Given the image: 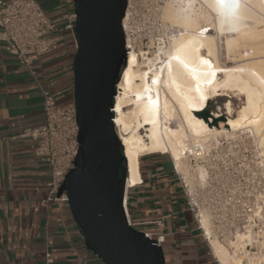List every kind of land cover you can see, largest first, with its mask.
<instances>
[{
	"label": "bare ground",
	"instance_id": "1",
	"mask_svg": "<svg viewBox=\"0 0 264 264\" xmlns=\"http://www.w3.org/2000/svg\"><path fill=\"white\" fill-rule=\"evenodd\" d=\"M210 2L165 0L162 18L167 28L173 29L168 40L154 52L135 47L127 53L113 112L128 188L143 183L141 157L161 153L172 159L193 189L206 178L207 158L209 162L216 150L244 140L257 145L264 178V0H240L238 18L223 25ZM127 24L126 16V30ZM181 46H186L187 62L201 69L202 77L208 68L202 58L216 71L215 77L206 78L211 83L201 80L204 100L196 91V80L175 60L169 76V58ZM232 96L243 100L239 108L234 107ZM220 97L227 98L217 104L207 121L198 116ZM224 115L225 120H220ZM216 119L218 127L213 124ZM261 197L263 201L248 215L250 221L259 218V223L250 222L227 242L210 237L220 264H264V230H257L264 223V194ZM202 225L212 234L205 211ZM254 247L258 250L253 251Z\"/></svg>",
	"mask_w": 264,
	"mask_h": 264
},
{
	"label": "crops",
	"instance_id": "2",
	"mask_svg": "<svg viewBox=\"0 0 264 264\" xmlns=\"http://www.w3.org/2000/svg\"><path fill=\"white\" fill-rule=\"evenodd\" d=\"M38 1L49 16L60 19L64 39L35 63L36 77L0 42V264H48L46 253L52 256L49 264H106L69 205L43 202L50 168L35 155V141L25 135L44 122L42 86L61 105L74 103L76 46L65 25L76 2ZM142 163L143 183L131 188L129 208L140 230L166 235L164 263L220 264L187 208L172 166L154 155Z\"/></svg>",
	"mask_w": 264,
	"mask_h": 264
},
{
	"label": "water",
	"instance_id": "3",
	"mask_svg": "<svg viewBox=\"0 0 264 264\" xmlns=\"http://www.w3.org/2000/svg\"><path fill=\"white\" fill-rule=\"evenodd\" d=\"M75 2L73 100L80 147L59 194L66 190L74 219L106 264H165L162 249L129 224L124 207L126 161L113 109L128 53L127 0Z\"/></svg>",
	"mask_w": 264,
	"mask_h": 264
},
{
	"label": "built area",
	"instance_id": "4",
	"mask_svg": "<svg viewBox=\"0 0 264 264\" xmlns=\"http://www.w3.org/2000/svg\"><path fill=\"white\" fill-rule=\"evenodd\" d=\"M164 2L165 0H127L125 17H128V30L125 29L124 19L123 26L126 47L128 45L130 49H127L128 52L135 48L137 33L134 23L140 3L152 9V13L147 18L148 33L141 38V42L146 40L150 44L151 42L162 44L168 40L173 29H168L162 18ZM66 17L68 22L65 29L71 33L75 46H77L75 13L66 15ZM59 20L49 16L38 0H0V42L5 43L9 53L30 69L36 77L33 69L35 63L46 53L58 49L64 39ZM148 46L147 44L146 48ZM41 91L44 122L40 126L27 130L25 135L35 141V155L46 162L50 168V177L46 183L48 194L43 202L55 201L60 206L68 205L66 190L62 194L59 192L66 183L70 171L75 167L80 147L76 110L74 103L68 106L61 105L49 87L42 86ZM221 158L216 150L209 162L208 158L204 161L207 168L206 178L200 184H196L193 189L190 188L183 173L172 163V170L181 185L187 208L192 212L197 228L210 247L212 235L222 242H227L228 238L233 237L238 231L245 230L250 222L259 223V218L250 221L248 215L258 207V203L263 201L261 196L264 194L263 189L258 195L247 199L236 197L228 190L230 183L227 177L230 173V164L228 160ZM131 188H126L124 207L129 224L137 228L141 223L133 219L129 208ZM203 211L209 213V226L212 234H209L202 225ZM156 223L159 224L158 221ZM145 233L162 249L166 241L164 233L147 231ZM46 257L48 264L53 261L50 253H46Z\"/></svg>",
	"mask_w": 264,
	"mask_h": 264
},
{
	"label": "rangeland",
	"instance_id": "5",
	"mask_svg": "<svg viewBox=\"0 0 264 264\" xmlns=\"http://www.w3.org/2000/svg\"><path fill=\"white\" fill-rule=\"evenodd\" d=\"M152 13L151 7H147L145 4L140 3L137 8V15L135 17V31L137 33L135 40V47L138 49L139 47H145V50H149L154 52L157 50L158 44H150V42H146L144 40L141 42V38L148 33V23L147 18ZM149 45L146 49V45ZM152 45V46H151ZM76 52V51H75ZM233 104L235 108H239L243 104V100L239 96H232ZM227 97L216 98L214 102L210 103L209 113L206 110L204 115L200 113L198 116H202L204 120L207 121L206 115L210 116V113L215 110L218 103H222L226 100ZM226 115H224L220 120H225ZM215 127L219 126V120H214ZM255 143L250 142L249 140L240 141L234 147H225L218 149V152L221 159L228 160L230 164V173L228 174V181L230 183L228 190H230L236 197L239 199H247L248 197H252L254 195H258L264 189V178L263 171L261 170L259 163L260 158L258 155L259 150L256 147ZM159 156L166 163L167 167L171 169L172 159L169 158L168 155H163L161 153H155L151 155L142 156L141 159H145L148 156ZM214 162V161H213ZM131 209L133 210L132 204ZM261 228H257V230H264V223L260 224ZM141 229L140 227H137ZM253 251H257L258 248L254 247Z\"/></svg>",
	"mask_w": 264,
	"mask_h": 264
},
{
	"label": "snow or ice",
	"instance_id": "6",
	"mask_svg": "<svg viewBox=\"0 0 264 264\" xmlns=\"http://www.w3.org/2000/svg\"><path fill=\"white\" fill-rule=\"evenodd\" d=\"M240 0H211L209 3V7L213 8L218 16L221 18V25H223L225 22L228 21H234L237 19V11L239 8ZM205 29L204 31H206ZM187 49L186 46H181L177 48L174 55L170 56L168 61V68H169V76L172 75V62L175 60L180 66H182L185 70H187L193 79L196 80V91L201 92V80L202 78L206 80L208 76L215 77L216 71L213 70L210 62L207 59H201V63L204 65H208V68L206 70H203V77L201 76V69H198L197 67L191 66L187 62ZM226 71V70H222ZM207 83H211V80H206ZM153 83H156V80H153ZM201 100H204L205 97L203 95V92H201ZM153 105L155 102H152ZM249 103H251V95L249 96Z\"/></svg>",
	"mask_w": 264,
	"mask_h": 264
},
{
	"label": "trees",
	"instance_id": "7",
	"mask_svg": "<svg viewBox=\"0 0 264 264\" xmlns=\"http://www.w3.org/2000/svg\"><path fill=\"white\" fill-rule=\"evenodd\" d=\"M233 101V100H232ZM234 105V104H233ZM208 111V113H209V109L207 110ZM205 113V112H204ZM204 113H201V114H203L204 115ZM209 115V114H208ZM208 115H206V117L208 116ZM202 117V116H201ZM123 151V150H122ZM143 159H141V171H143ZM129 202H130V200H129Z\"/></svg>",
	"mask_w": 264,
	"mask_h": 264
}]
</instances>
